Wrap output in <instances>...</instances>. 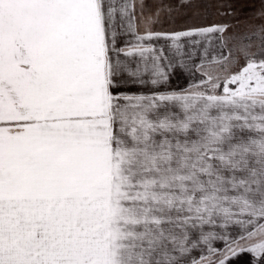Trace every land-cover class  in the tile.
Segmentation results:
<instances>
[{"label": "snow or ice", "instance_id": "6c2138e0", "mask_svg": "<svg viewBox=\"0 0 264 264\" xmlns=\"http://www.w3.org/2000/svg\"><path fill=\"white\" fill-rule=\"evenodd\" d=\"M0 264H264V0H0Z\"/></svg>", "mask_w": 264, "mask_h": 264}]
</instances>
